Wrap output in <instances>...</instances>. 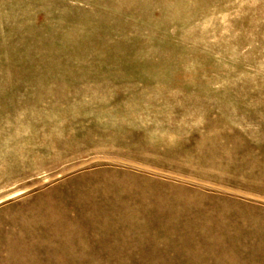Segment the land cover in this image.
<instances>
[{
  "label": "rangeland",
  "instance_id": "obj_1",
  "mask_svg": "<svg viewBox=\"0 0 264 264\" xmlns=\"http://www.w3.org/2000/svg\"><path fill=\"white\" fill-rule=\"evenodd\" d=\"M0 264H264V0H0Z\"/></svg>",
  "mask_w": 264,
  "mask_h": 264
}]
</instances>
